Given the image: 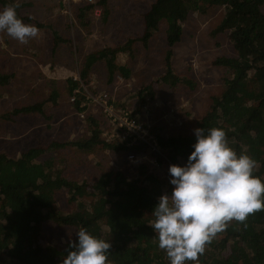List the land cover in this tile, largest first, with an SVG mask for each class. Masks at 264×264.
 <instances>
[{
  "label": "trees",
  "instance_id": "1",
  "mask_svg": "<svg viewBox=\"0 0 264 264\" xmlns=\"http://www.w3.org/2000/svg\"><path fill=\"white\" fill-rule=\"evenodd\" d=\"M9 3L0 0L4 8L15 2ZM15 7L18 17L25 20L19 6ZM211 7H223L218 31L229 32L236 55L215 60L216 66L226 69L227 76L222 92L211 97L209 109L198 127L222 128L229 146L237 154H247L256 162L253 175L264 183V0H155L144 16L141 41L147 45L165 24L166 43L171 48L181 41L182 23L187 17L204 13ZM47 23L36 26L50 29V22ZM116 53L106 48L91 56L107 65L109 81L115 75L124 78L131 75L130 68L116 62ZM171 53L168 49L167 72L160 80L170 84L182 82L193 91L195 83L191 79L173 73ZM82 77L86 79V74L82 73ZM12 79V74L0 71V86L9 85ZM75 84H71V91ZM50 98L54 102L60 98L59 92L53 90ZM49 105L46 99L0 117L11 119L29 113L43 116ZM74 105L76 111L85 110L80 108V101ZM118 106L123 108L124 105ZM133 115L137 122H142L139 112L134 111ZM92 126L94 130L89 139L52 141L46 147H31L18 156L0 153V264H61L70 250L68 242L44 243L41 234L47 221L73 228L75 233L84 227L97 238L109 241L107 259L110 264H169L149 226L153 219L150 214L158 197L172 190L165 165L186 162L195 142L194 134L164 135L161 128L152 123L149 132L159 141L164 157L159 156V167L142 163L130 174L114 166L89 177H71L66 174L70 167L66 161L54 165L53 160L45 159L46 153L68 146L91 153L101 145L103 149L118 152L119 157L131 151L124 142L109 144L101 140L98 120H93ZM60 191L68 194L65 210L55 207ZM75 240L76 234L72 241ZM198 264H264V208L249 214L243 222H226V227L206 243L202 254H198Z\"/></svg>",
  "mask_w": 264,
  "mask_h": 264
},
{
  "label": "rangeland",
  "instance_id": "2",
  "mask_svg": "<svg viewBox=\"0 0 264 264\" xmlns=\"http://www.w3.org/2000/svg\"><path fill=\"white\" fill-rule=\"evenodd\" d=\"M9 1L10 3L13 1V3L15 2L14 5L19 6V12L21 14L26 13L34 16V19H28V21L22 20L23 23L36 26L37 23L48 24L47 22H50L49 25L50 28L52 27V31L53 29L56 30L57 28H62L63 30L66 29V27L69 25L68 21L71 19L70 11H73V5L79 4V0H6V2ZM105 1H103V3H105ZM154 1L155 0H111L110 6L113 8V14H111V16H106L104 13V9L108 7L107 5L101 4L102 7L99 6V10H101L100 12H96L93 9L92 13L94 16L90 15L92 22L90 29L92 35L95 34L92 44H99L105 47L115 46L116 44H122L127 39L139 38L142 34V18L150 10V7ZM21 3L24 5H18ZM2 6H0V10L4 8ZM109 17L110 21L105 24V21ZM222 18L223 7H211L204 13L197 12L190 14L182 23L183 31L181 41L171 48V52H173L171 53V68H173L172 70L175 69V71H178L180 75L191 79L195 83V89L192 91L190 87L184 83L178 84L176 86L180 89L177 91L175 98L180 100L179 105L181 107L186 108V111H182L180 115L176 117L171 116L169 118L168 114L157 113V115H155L154 112L153 117L157 120L160 118L158 122L154 123V126H157V128H161L162 130L163 123H165L164 126L168 125L166 126L167 131L162 130L164 135L194 134L193 129L198 128V124L202 118L194 115L193 109H189V105H193L195 101H197L198 103L196 104V109L202 114L205 110L209 109L211 97L213 95L220 94L223 90V81L227 76V71L222 66H216L215 60L220 57H233L236 55V52L233 48V44L229 40V32L218 31V26ZM54 22H57V24L55 25ZM164 25L160 26V29L154 34L148 49L144 48L146 46H144L143 43L134 45L133 48L137 51V57L136 61L132 62V65L133 69L137 68L138 70L137 76L134 80V85L139 86L141 82H143V84L144 82L150 83L153 81L152 79L159 77L162 73L161 70L164 69V61H166L165 55L168 51ZM107 26H109L107 28V31H109L105 33L104 31L106 30ZM45 27H37L38 35L36 37L29 38L41 47H45L47 44L50 45L51 41L53 40L52 31H50V33H47L48 31L42 32L41 29ZM69 31L71 34H73V39L76 43V46L77 42L79 41L83 47L84 42L90 38L86 35V33H78L75 31V29ZM17 43L20 42L9 36L5 31L0 30L1 63H8L10 58L14 56L22 57L18 56L21 54L20 51L14 50L15 48H12V46ZM61 45L62 47L66 46L67 48H70L67 42L61 43ZM175 50H177V53L174 52ZM129 55L130 54H127V52L121 53L117 56V60L120 61V64H126V62L129 60ZM80 60L81 56H77L76 70H72V73L74 72V74H77V76L82 72H86L85 69H80ZM15 63L16 62L9 64L8 69H4L6 73H12L14 79L9 85L0 86V116L4 111L6 112L7 110L13 108L45 101L49 95V92L51 91V87L52 89H65L70 86L69 84H51L50 79L52 78L53 74L43 70L38 64L34 62V66L31 69L33 70L32 72L31 70H26L24 65L26 61L19 62V64ZM166 69L167 67L163 72H165ZM27 73H32L33 78H35L38 83H35L33 78ZM77 78L79 79L81 77ZM92 79H94L96 82L92 80L87 85L85 84L87 90H89L91 93L106 89L107 84L102 79L95 77ZM79 85H81V82ZM158 87V85H154L155 89ZM166 88L167 87H162L158 90L156 96L153 97L154 101L156 102H154L152 99V101H148L151 102L150 109L156 104L159 106L162 104V100L156 98H162V96H164V99H166ZM129 89L131 90V88ZM127 91L128 88L125 89V92ZM197 91L198 94L196 97H194L193 94ZM121 92H123V89H121ZM121 92L119 95H121V98L124 100L122 102L124 105L123 108L127 107L130 109L133 107V105L131 106L130 104L139 101V98L135 99L136 97L133 96L132 93L124 96ZM175 92L176 90L173 91V94ZM64 94L65 95H62L61 99L63 102L59 107L54 109L51 104L47 107L49 108L50 115L53 110L57 109V116L63 117V119H65L68 117L66 113L70 112L72 108H75L71 106V103H69L71 94H66V90H64ZM199 95L201 100H199ZM55 104L59 105V103ZM145 104L146 103L141 106H144ZM116 107L121 108L117 104ZM90 109H92L90 112L99 115L101 118L102 115L96 112L94 106ZM153 109L150 112L142 111L139 113L138 117L142 119V122L152 124ZM130 110L134 111V109ZM163 112H165V109H163ZM76 113L77 111H75V116L79 120L77 125L81 127L85 124L88 128V124L84 122H87L88 118L86 117L89 112H86V117L84 119H80ZM56 121H58V119H56ZM63 121L54 123L55 127L51 130H48V127L40 126L43 122L42 116H38V118L24 116L21 119L17 118L16 122L13 124L6 123L5 125L0 117V153L2 152L7 155L18 156L21 152L33 146H37L38 144H43L42 146L46 147L49 145L46 138L50 136L60 137L62 140L70 139L73 140V142H76L79 138H81L83 132L72 131L73 129L77 130L73 123L70 124V127L68 128L67 123H64ZM105 121L106 120H104V122ZM107 123L108 122L106 121V127L102 131V140L104 139V131L108 129ZM6 132H8V134H6ZM25 133L28 134L23 139L21 137L16 138L17 136H22ZM6 136L9 138L12 136L14 139H9V141H6L2 138ZM89 153L90 152L82 151L77 147L68 146L67 149H57L52 150L50 153H46L45 159L49 158L53 160L54 165H57L60 161L64 163L67 162V165L70 167L66 171V174L77 178L89 177L95 174L97 167L93 168V166H96L98 163H92L93 165H91L90 160H99L100 156L103 158L104 162L107 160L109 161V164L107 165L102 163L103 167L110 168V166L113 164V166H115L118 170H120V167L125 168L122 170L127 174L133 173L135 171L134 164L129 163L127 160V154H122L123 157H119L120 155L118 152H111L109 149H103V147L99 146L96 147L93 152H91L95 155L90 156ZM140 154H143V152ZM67 199L68 194L65 191L58 192L56 195L55 207L65 210L68 206ZM74 235L75 231L73 228L59 227L54 223L47 221L45 224H43L41 239L44 243L59 244L62 242L64 244L69 240H73Z\"/></svg>",
  "mask_w": 264,
  "mask_h": 264
},
{
  "label": "clouds",
  "instance_id": "3",
  "mask_svg": "<svg viewBox=\"0 0 264 264\" xmlns=\"http://www.w3.org/2000/svg\"><path fill=\"white\" fill-rule=\"evenodd\" d=\"M0 30L20 43L38 35L35 25L23 23L18 17L15 5L0 10ZM193 133L195 142L186 162L168 166L171 193L159 196L150 214L153 219L149 226L169 264H198V254L226 227V222H243L249 214L264 208V183L253 175L256 162L247 154H237L222 128L198 127ZM75 234L76 240L68 241L70 250L61 264H110L109 241L84 227Z\"/></svg>",
  "mask_w": 264,
  "mask_h": 264
},
{
  "label": "crops",
  "instance_id": "4",
  "mask_svg": "<svg viewBox=\"0 0 264 264\" xmlns=\"http://www.w3.org/2000/svg\"><path fill=\"white\" fill-rule=\"evenodd\" d=\"M78 2H79V4L73 5L74 6L73 11H70L71 19L68 21L69 25L66 27V29L63 30L62 28H57L56 30L53 29V31H52V27L50 29H46V28L41 29L42 32L48 31L47 33H50V31H52V37H53L52 39L53 40L51 41L50 45L47 44V46L41 47L40 45L34 43V41L31 39L27 40L26 43L14 44L12 46V48H15L14 50L20 51L21 54H19L18 56H22V57H15L14 56V57L10 58V61L6 64L4 62H2V63L0 62V65H1L0 71H3L5 73L4 69H8V65L12 64L13 62H16L15 64H19V62L26 61L27 64L24 63V65H25V68L27 71H30L32 69V67L34 66L33 65V62H34V63L38 64L43 70H46V71L50 72L51 74H53L52 78L50 79L51 84H58V85L69 84L71 86V84L73 82H75L76 84L74 86L78 87L80 82H83V83L88 82L89 83L90 81L94 80V79H92L93 77L99 78V79H102L107 84L106 89H103V88H101V89H103V90H105L111 94L112 98L115 100V104L117 103L118 105H120L124 101L123 98H121V95H119V93L121 92V89H123V92H121V93L124 96L132 93L133 96L136 97L135 99L139 98L138 99L139 101H136L133 104H130L131 106L133 105L132 109H134V111H136L137 113L142 112V106L141 105H143V103H145V101H152V100L154 101L153 97L156 96V94L158 93V90L162 87H167L165 89V91L167 92V94L165 95L166 99H164V96H162V98H156V99L162 100V104L160 106L156 104L153 107L154 109L152 107H151V109H149V112L153 109V112H152L153 121L151 120L153 124L155 122H158V120H160V118H158V120H157L153 117L154 112H155V115H157V113L168 114L169 118H170L171 116L176 117V116L180 115V113H182V111H186V108H183L179 105L180 100L175 98L177 91L180 89V88H177L176 86L178 84H182V82L177 83V84H173V83L170 84V83H165L163 80H160V77L167 72V71L163 72L167 66L165 61H164V69L161 70L162 73L160 74L159 77L152 79L153 81L150 83L144 82V84H143V82H141L139 84V86L134 85V80L137 76L138 70H137V68L133 69V65H132V62H135L136 57H137V51L134 50L133 47H134V45H136L138 43H143L141 41V39L144 35V29H145L144 16L142 18V20H143L142 34L139 38H135V39L130 38V39L125 40V42H123L122 44H116L115 46H106L105 47V46L99 45V44H92V42L94 40V36H95V34L92 35L91 29H90V26L92 25L90 15L91 16L93 15V13H92L93 7L90 6L91 4H87V2L85 0H79ZM99 4H100V6H101V4L108 6L104 9V13L106 16H111V14H113V8H112V6H110L111 0H106L105 3H103V0H100ZM86 7H89V9H86ZM21 15L23 16L22 18H25L26 21H28V19H34V16H31V15L26 14V13L21 14ZM109 21H110V17L105 21V24H107ZM54 24L56 25L57 22H54ZM108 27L109 26L106 27V30L104 31L105 33H107L109 31V30L107 31ZM73 29H75V31L78 33L79 32L86 33V35L90 37L84 42V45H83L84 48L81 46L79 41L77 42V46H76V43L73 39V34H71L69 31V30H73ZM151 39L148 41L147 45H145L143 43V45L146 46V47H144L145 49L149 48V45L151 43ZM130 41H131V43H130ZM65 42H67L69 44L70 48H67L66 46L62 47L61 43H65ZM19 48H20V50H19ZM106 48H111V49L116 50L118 52V53H116V62L119 63L120 66H126V67L131 69V75L128 78H124L120 75H118V76L115 75L114 78L109 81L110 74L107 71V69H108L107 65L104 63V61L96 60L95 58L91 57L92 55H95L96 53L101 52ZM171 48L168 47V49H171ZM126 52H127V54L128 53L130 54L129 60H128V62H126V64H120V61L117 60V56L121 53H126ZM174 52L177 53V50H175ZM77 56H81L80 69L86 70V72H82V73L86 74V79H84L82 77V73L78 74V76H77V74H74V72L72 73V70H76ZM96 63H100V64H96ZM170 63H171V58H170ZM171 65H172V63H171ZM21 67H23V66H21ZM32 71L33 70H31V72ZM69 72H71V73H69ZM173 73L178 75V76L180 75V73H178V71H175V69L173 70ZM9 74H12V73H9ZM27 74H29V73H27ZM71 75H74V76H71ZM29 76H31L33 78L32 73H30ZM77 77H81V78L78 79ZM13 79H14V76H13ZM33 80L35 83H38L35 78H33ZM154 85H158L159 87L157 89H155ZM70 86L65 88V89H60V88L52 89V87H51V91L49 92V95L47 96V101L48 100L50 101V104L54 109L56 107H59L62 104L63 101L61 99H62V95H65L64 90H66V94L69 93V95L70 94L72 95L73 90L76 87H74L71 91ZM126 88H128L127 92H125ZM129 88H131V90ZM53 90H56L60 94V98H56V100L54 102L50 98V94ZM174 90H176V92L173 94ZM129 91H135V92H129ZM199 92H201V91H199ZM197 94H198V91L195 92L193 94V96L196 97ZM199 100H201L200 95H199ZM138 102H140V103H138ZM154 102H156V101H154ZM55 103H59V105L55 104ZM69 103H71V102L69 101ZM197 103L198 102L195 101V103L193 105L190 104L189 109H193L194 115L203 119V117L206 115L208 110H205L202 114L199 113V110L196 109ZM71 106H73L75 108H72L70 110V112L66 113V115L68 117H66L65 119H63V117L57 116V114H56L57 109L53 110L51 112V115H50L49 108H45L44 115L42 116L43 122L40 126L41 127H48L49 128L48 130H51L55 127L54 123L64 120L63 122L67 123L68 128L70 127V124L73 123L74 127L77 130L73 129L72 131L83 132V135L79 139L84 140V139H89V137L92 136V133L94 130V127L92 126L93 120H98V130L100 132V139L102 140V131L106 127V125H105L106 121L104 122L105 119H103L102 116L100 118L99 115H97L93 112H90V111H92V109H90V108H93V106H91L87 111V112H89L87 115V118H88L87 122H84V123L88 124V128L85 124H84V126L80 127L77 125L79 120L75 116L76 106L73 103H71ZM140 106H141V108H139ZM16 108H18V107H16ZM16 108L7 110L6 112L11 113ZM163 109H165V112H163ZM73 110H74V112H73ZM6 112L4 111L3 114ZM97 113H99V112H97ZM38 115H40V114L39 113H29V114H21L17 117H13L11 119H4L3 117H1V118H2V121L4 122V125H5L6 123H8V124L15 123L17 118L21 119L24 116H31L33 118H38ZM55 117H56V119H58V121H56ZM91 117H93V118H91ZM164 124L165 123L162 124V126H163L162 130L167 131L166 126H168V125L164 126ZM6 134H8V132H6ZM27 134L28 133H25L22 135L23 137L17 136L16 138L21 137L23 139ZM2 138L5 139L6 141H9V139L10 140L14 139L12 136H10V138L7 136L2 137ZM76 138H78V137H76ZM46 139H47V143H50L52 141H60V142H62V141H73L70 139L62 140L60 137H51V136L46 138ZM38 145L42 146L43 144H38ZM37 146H33V147H37ZM99 147H102V146L100 145ZM98 149H100V148H98ZM89 154H90V156L95 155L93 153H89ZM90 156H89V159H90ZM90 161H91L90 162L91 165L98 163V164H96V166H93V168L97 167L96 172L102 171V170H111L112 167H114L113 164L110 166V168L103 167V164L107 165V164H109V161L107 160L106 162H104V160L101 156H100L99 160H96L97 162L93 161V160H90ZM122 169H125V168L120 167V170H122ZM134 170H135V167H134ZM125 174H127V173H125Z\"/></svg>",
  "mask_w": 264,
  "mask_h": 264
},
{
  "label": "built area",
  "instance_id": "5",
  "mask_svg": "<svg viewBox=\"0 0 264 264\" xmlns=\"http://www.w3.org/2000/svg\"><path fill=\"white\" fill-rule=\"evenodd\" d=\"M91 4L96 12H99V0H86ZM87 85V84H86ZM86 85L81 82L73 91L70 98L72 103L80 101V108L95 106L98 112L108 122V129L104 131L103 137L106 143L124 142L126 148L131 149L127 152V160L133 163L134 167L142 163L153 164L159 167V156H163L160 150L159 141L149 132L151 124L137 122L135 120L132 108H118L111 94L105 90L91 93L87 90ZM148 102V101H147ZM142 106V111H149L151 102ZM80 119L86 117V111L77 112ZM118 138V139H116ZM145 147V148H144ZM141 150V151H140ZM146 151V152H145ZM143 152V154H140ZM152 155H149V154ZM168 168V165H165ZM185 264H192L186 261Z\"/></svg>",
  "mask_w": 264,
  "mask_h": 264
}]
</instances>
